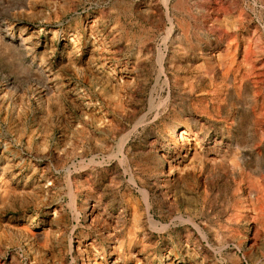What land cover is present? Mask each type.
I'll return each instance as SVG.
<instances>
[{
    "label": "rangeland",
    "instance_id": "obj_1",
    "mask_svg": "<svg viewBox=\"0 0 264 264\" xmlns=\"http://www.w3.org/2000/svg\"><path fill=\"white\" fill-rule=\"evenodd\" d=\"M38 1L0 0V264H264V0Z\"/></svg>",
    "mask_w": 264,
    "mask_h": 264
},
{
    "label": "bare ground",
    "instance_id": "obj_2",
    "mask_svg": "<svg viewBox=\"0 0 264 264\" xmlns=\"http://www.w3.org/2000/svg\"><path fill=\"white\" fill-rule=\"evenodd\" d=\"M40 1V0H39ZM38 1V2H39ZM44 1V0H43ZM48 1V0H47ZM54 1V0H53ZM184 1V0H183ZM7 2V1H6ZM37 2V1H36ZM49 2V1H48ZM56 2V1H55ZM59 2H60V0H59ZM166 2V1H165ZM34 3H35V1H34ZM46 3V2H45ZM51 3V2H50ZM62 3V2H61ZM40 4H42V3H40ZM44 4V3H43ZM48 4V3H47ZM59 4V3H58ZM36 5H37V3H36ZM45 5V4H44ZM61 5V4H60ZM64 5V4H63ZM23 6V5H22ZM30 7H32L31 5H30ZM167 7H168V5H167ZM44 8V7H43ZM43 8H40L41 9V11H42V9ZM56 8V7H55ZM6 9V8H5ZM49 9H51V8H49ZM56 9H58V7L56 8ZM186 9V8H185ZM9 10V9H8ZM29 10H32V9H29ZM59 10H60V8H59ZM177 10V9H176ZM1 11V10H0ZM10 11V10H9ZM35 11V10H34ZM33 11V12H34ZM37 11H39V10H37ZM15 12V11H14ZM24 12V11H23ZM30 12H32V11H30ZM30 12H28V14L30 13ZM33 12L31 13V15L30 16H32V14H33ZM45 12V11H44ZM52 12V11H51ZM51 12H50V14H51ZM2 13V12H1ZM11 13V12H10ZM36 13H38V12H36ZM40 13V12H39ZM19 14H21V13H19ZM23 14V13H22ZM111 14V13H110ZM1 15V14H0ZM16 15V14H15ZM43 16L44 15H46V14H42ZM48 15V14H47ZM61 15V14H60ZM59 15V16H60ZM107 15V14H106ZM105 15V16H106ZM5 16V15H4ZM20 16H22V15H20ZM33 16H34V14H33ZM51 16V15H50ZM57 16H58V14H57ZM57 16L55 17V19L57 18ZM34 17H36V16H34ZM45 17V16H44ZM88 17V16H87ZM62 18V17H61ZM90 19V18H89ZM40 20H42V18L40 19ZM46 20V19H45ZM88 20V19H87ZM44 21V20H43ZM55 21V20H54ZM56 21H58L57 19H56ZM95 21H96V19H95ZM59 22V21H58ZM49 23H50V21H49ZM52 23H54V22H52ZM56 23V22H55ZM61 23V22H60ZM51 27V26H50ZM43 28V27H42ZM91 28V27H90ZM13 29V28H12ZM27 30V29H26ZM69 30V29H68ZM118 30V29H117ZM37 31H38V29H37ZM45 31V30H44ZM116 31V30H115ZM2 32V31H1ZM16 32V31H15ZM20 32V31H19ZM28 32V31H27ZM40 32V31H39ZM71 32V31H70ZM33 33V32H32ZM45 33V32H44ZM43 34V33H42ZM61 34V33H60ZM69 34H71V33H69ZM81 34V33H80ZM18 35V34H17ZM40 35V34H39ZM39 35H38V38H39ZM49 35V34H48ZM67 35V34H66ZM76 35V34H75ZM82 35V34H81ZM92 35V34H91ZM30 36V35H29ZM47 36V35H46ZM57 36V35H56ZM25 37V36H24ZM31 37V36H30ZM37 37V36H36ZM68 37V36H67ZM79 38V37H78ZM93 38H94V35H93ZM30 39V38H29ZM35 39H37V38H35ZM50 39H51V37H50ZM82 39V38H81ZM39 40V39H38ZM74 40V39H73ZM77 40V39H76ZM79 40V39H78ZM35 41V40H34ZM50 41V40H49ZM39 42V41H38ZM55 42V41H54ZM40 43V42H39ZM67 43V42H66ZM65 43V44H66ZM97 43V42H96ZM50 44H52V43H50ZM75 44H77V43H75ZM34 45H35V43H34ZM84 45V44H83ZM52 46V45H51ZM76 46V45H75ZM35 47V46H34ZM53 47V46H52ZM93 47V46H92ZM68 48V47H67ZM73 48V47H72ZM88 49V48H87ZM6 50H8V49H6ZM24 50V49H23ZM22 50V51H23ZM28 50V49H27ZM44 50V49H43ZM68 50V49H67ZM72 50V49H71ZM40 51V50H39ZM45 51V50H44ZM60 51V50H59ZM65 51V50H64ZM70 51V50H69ZM78 51L80 52V50L78 49ZM7 52V51H6ZM58 52V51H57ZM66 52V51H65ZM93 52V51H92ZM67 53V52H66ZM53 54H56V53H53ZM82 54V53H81ZM35 55H37V54H35ZM48 55V54H47ZM58 55V54H57ZM66 55V54H65ZM76 55V54H75ZM73 56V55H72ZM94 56V55H93ZM77 57V56H76ZM91 57V56H90ZM93 58V57H92ZM26 59V58H25ZM23 60H24V58H23ZM27 60H28V58H27ZM47 60V59H46ZM63 60V59H62ZM95 60V59H94ZM48 61V60H47ZM85 61V60H84ZM90 61V60H89ZM39 62V61H38ZM44 62H45V60H44ZM81 62H83V61H81ZM79 63V62H78ZM77 63V64H78ZM96 63H98L97 61H96ZM48 64V63H47ZM60 64V63H59ZM89 64V63H88ZM79 65V64H78ZM97 65V64H96ZM49 66V65H48ZM70 67H71V65H69ZM98 66V65H97ZM53 67V66H52ZM68 67V66H67ZM73 67V66H72ZM94 67V66H93ZM50 68V67H49ZM69 68V67H68ZM75 68V67H74ZM85 68V67H84ZM92 68V67H91ZM95 68V67H94ZM62 69V68H61ZM72 69V68H71ZM82 69V68H81ZM85 69H87V68H85ZM100 69V68H99ZM68 70V69H67ZM90 70V69H89ZM57 71V70H56ZM61 71V70H60ZM66 71V70H65ZM70 71V70H69ZM88 71V70H87ZM100 72H101V70H99ZM94 72V71H93ZM130 72V71H129ZM71 73V72H70ZM72 74V73H71ZM130 74V73H129ZM75 75H76V73H75ZM95 75H97V74H95ZM103 75H104V73H103ZM131 75V74H130ZM35 76V75H34ZM49 76V75H48ZM71 76V75H70ZM111 77V76H110ZM51 78V77H50ZM77 78V77H76ZM85 78V77H84ZM90 78V77H89ZM105 78V77H104ZM59 79V78H58ZM91 79V78H90ZM97 79V78H96ZM49 80V79H48ZM93 79H91V81H92ZM90 81V80H89ZM102 81V80H101ZM59 82V81H58ZM62 82V81H61ZM83 82V81H82ZM100 82V81H99ZM89 83V82H88ZM100 84V83H99ZM112 84V83H111ZM81 86V85H80ZM110 86V85H109ZM36 89V88H35ZM72 89V88H71ZM78 89V88H77ZM34 90V89H33ZM72 90H74V89H72ZM83 90V89H82ZM53 91V90H52ZM39 92V91H38ZM43 92V91H42ZM82 92V91H81ZM95 92V91H94ZM44 93V92H43ZM54 93V92H53ZM85 93V92H84ZM86 94V93H85ZM71 95V94H70ZM95 95V94H94ZM73 97V96H72ZM77 97V96H76ZM55 98V97H54ZM80 98V97H79ZM6 100V99H5ZM4 101V100H3ZM15 102V101H14ZM54 103V102H53ZM1 104H2V102H1ZM50 104V103H49ZM3 105H5V104H3ZM56 105V104H55ZM51 106V105H50ZM6 108V107H5ZM54 108V107H53ZM13 109V108H12ZM55 109V108H54ZM53 111V110H52ZM22 112V111H21ZM20 112V113H21ZM2 113V112H1ZM19 113V114H20ZM52 113V112H51ZM11 114H12V112H11ZM18 114V115H19ZM25 114V113H24ZM88 114V113H87ZM48 116V115H47ZM99 116V115H98ZM20 117V116H19ZM15 118V117H14ZM12 119V118H11ZM22 119V118H21ZM96 119V118H95ZM94 119V120H95ZM23 120V119H22ZM25 120H26V118H25ZM46 120V119H45ZM16 121V120H15ZM88 121V120H87ZM11 122V121H10ZM102 122V121H101ZM8 124V123H7ZM11 124V123H10ZM22 127H24V126H22ZM10 128V127H9ZM30 128V127H29ZM16 129V128H15ZM27 129V128H26ZM9 130V129H8ZM11 130V129H10ZM18 130V129H17ZM16 131V130H15ZM15 131H14V133H15ZM24 131V130H23ZM11 132H12V130H11ZM31 132V131H30ZM30 132H29V134H30ZM36 132H37V130H36ZM39 132V131H38ZM9 133V132H8ZM26 133V132H25ZM9 134H11V133H9ZM178 134H179V132H178V127L176 126V127H174V128H172L171 129V131H170V133H169V135H170V138L172 139V141H176L177 139H178ZM14 135V134H13ZM16 135V134H15ZM15 135H14V137H15ZM20 136V135H19ZM32 136V135H31ZM10 137V136H9ZM23 137V136H22ZM27 137V136H26ZM20 138V137H19ZM25 138V137H24ZM33 137H31V139H32ZM41 138V137H40ZM10 139H11V137H10ZM28 139V138H27ZM30 139V138H29ZM43 138H41V140H42ZM13 140H15V138L13 139ZM8 141V140H7ZM11 141V140H10ZM28 141V140H27ZM39 141V140H38ZM37 141V142H38ZM181 141V140H180ZM187 141V140H186ZM30 142V141H29ZM35 142V141H34ZM36 142V143H37ZM20 143V142H19ZM41 143V142H40ZM14 144V143H13ZM8 145V144H7ZM28 145V144H27ZM35 145V144H34ZM11 146V145H10ZM39 146H40V144H39ZM179 146V145H178ZM12 147V146H11ZM183 149V148H182ZM1 150V149H0ZM12 151V150H11ZM2 152V151H1ZM4 153V152H3ZM1 154V153H0ZM5 154V153H4ZM1 156H2V154H1ZM6 156V155H5ZM9 157V156H8ZM7 157V158H8ZM1 158V157H0ZM12 158V157H11ZM15 158V157H14ZM1 161V160H0ZM7 161V160H6ZM12 161V160H11ZM10 161V162H11ZM15 164V163H14ZM21 165V164H20ZM17 166V165H16ZM24 167V166H23ZM22 168V167H21ZM13 170V169H12ZM11 172V171H10ZM18 172H20V171H18ZM6 173V172H5ZM8 173V172H7ZM14 173V172H13ZM27 173V172H26ZM19 174V173H18ZM15 176H17V175H15ZM13 177V176H12ZM5 178V177H4ZM11 178V177H10ZM15 178V177H14ZM13 178V179H14ZM52 182V181H51ZM89 210V209H88ZM56 211V210H55ZM83 211H84V213H87L86 211H87V208L86 207H83ZM80 212V211H79ZM58 213V212H57ZM55 214V213H54ZM82 215V214H81ZM45 216H46V214H45ZM38 219V218H37ZM43 220V219H42ZM42 222V221H41ZM45 222H46V220H45ZM40 223V222H39ZM41 225H43V224H41ZM31 226V225H30ZM246 232V231H245ZM253 230H252V228L251 227H248L247 228V235H245V237H244V243H248L249 241H250V238H251V236L253 235ZM28 233V232H27ZM249 234V235H248ZM25 235V234H24ZM10 236V235H9ZM23 237V236H22ZM26 238V237H25ZM31 239V238H30ZM25 241H28V243L29 244H31L32 246H38V244H37V242H35L34 240H25ZM27 243V242H26ZM79 245V244H78ZM28 246H30V245H28ZM36 252V251H35ZM37 252H38V250H37ZM33 256V255H32ZM117 257V256H116ZM120 262V261H119Z\"/></svg>",
    "mask_w": 264,
    "mask_h": 264
}]
</instances>
